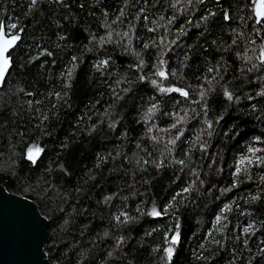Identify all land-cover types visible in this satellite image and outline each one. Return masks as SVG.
<instances>
[{
  "label": "trees",
  "instance_id": "1",
  "mask_svg": "<svg viewBox=\"0 0 264 264\" xmlns=\"http://www.w3.org/2000/svg\"><path fill=\"white\" fill-rule=\"evenodd\" d=\"M29 4L0 0V21L23 29L0 87V184L34 201L48 219L51 264H164V253L153 249L177 218L181 241L170 264H257V250L264 247V165H242L234 175L240 157L252 155L249 147L264 149V97L256 95L264 88L258 59L264 32L253 31L258 26L249 19L250 0ZM209 11L216 15L205 23L201 17ZM44 49L53 55H40ZM161 53L167 69L177 73L168 82L189 90L190 100L137 81L139 60L149 75ZM105 59L107 67H95ZM201 85L215 89L207 97V119L226 113L211 139L202 136L207 151L196 141L205 116L191 102L199 99ZM129 86L122 99L114 98L113 90ZM224 88L240 99L227 101ZM185 112L177 125L183 135L170 144L177 132L171 125ZM30 146L43 149L35 164L27 160ZM189 186L192 192L181 191ZM169 203L173 207L160 217L137 212ZM225 204L231 211L224 213L222 228L215 218ZM123 212L133 218L126 224L114 219ZM253 222L256 231L245 234Z\"/></svg>",
  "mask_w": 264,
  "mask_h": 264
},
{
  "label": "snow or ice",
  "instance_id": "2",
  "mask_svg": "<svg viewBox=\"0 0 264 264\" xmlns=\"http://www.w3.org/2000/svg\"><path fill=\"white\" fill-rule=\"evenodd\" d=\"M39 0H30L29 9H32L38 4ZM53 3H63V0H52ZM188 4H192V0H187ZM198 3H203V0H197ZM250 7H251V15L249 16V19H252L255 21L256 27L253 29L254 32L257 34H260L261 32H264V0H250ZM216 13L209 11L206 16H202L201 20L207 23L209 21L210 17H215ZM224 20H229L230 15L227 11H223L222 13ZM244 17H241V20H243ZM173 20H175V17H173ZM171 23V21L169 22ZM23 29L19 27L17 23H4L0 21V87H3L6 84V78L10 74V71L13 67V56L11 53L19 46V43L22 41V33ZM184 29L181 28L179 30V34H184ZM242 35V33H241ZM264 39V36L261 37ZM63 39V37H61ZM169 43L174 44L176 43L175 40L170 41ZM215 43V42H213ZM233 43H236L235 40H233ZM252 43H255V41H252ZM147 47V45H145ZM166 47V46H165ZM91 49H89L90 51ZM40 55H47L52 56L53 53L51 51H48L47 49H44L42 52H40ZM163 53H161V56L157 57V63L153 65V71L149 75H145L143 73V65L144 61L141 59L136 64L137 70L140 72V74L137 76V81L144 82L148 81L152 87L158 91L162 95H166L169 93H178L180 96L184 97L185 100L191 99L190 91L187 90L185 87L181 86H175L171 83H169L170 77H176L177 73L176 71H169L166 67V60L161 58ZM34 59V57H30L29 61ZM185 59H188V56H185ZM247 59L251 60L252 57H248ZM258 59L261 61V65L264 66V43H262L259 46V56ZM78 58L76 56L72 57V61L76 62ZM109 65V59L101 60L95 67L101 68V67H107ZM253 67H256L255 64H253ZM214 71V69L210 68L209 72ZM251 71V69H249ZM67 76L70 79L72 76V70L69 69L67 72ZM129 85L134 82H127ZM20 91H23L21 89ZM131 91V87L128 88H122L119 92L116 90H113V96L116 100H120L123 98L121 93H128ZM215 91L213 88H205L203 85L199 87L197 90V95L199 97L198 100H192L191 102L193 104H198L202 108L203 115L205 116L204 125L205 128L202 129L201 135H198L196 137L197 144L202 151H207L208 143L207 140H202V136H206L208 139H211L217 131L218 125H220L221 121H224L226 118V113L222 112L219 115L214 116L212 119H207L208 113H209V106L207 103V97L209 96L210 92ZM26 95L31 96L33 95L31 92L26 93ZM58 99L60 98V93L57 92L54 94ZM257 96L264 97V88L261 89L260 92L256 93ZM223 96L226 98L227 101H233L239 100L240 96L235 95L232 91H229L227 88L223 89ZM247 99L251 100L253 99L252 96H248ZM29 105H31L32 101H28ZM179 103V101H177ZM158 102L152 103L151 106L147 109L148 113L153 112L157 109ZM55 107V106H53ZM251 110L254 112L256 111V105H251ZM187 116V112H185L184 116L177 115L176 122L171 125L172 128L177 129L176 136L174 139L169 140L170 144L175 145L176 140L180 138L181 135H183V132L177 128L178 124H181L182 121ZM47 116H43V120H47ZM224 136H228V131H223ZM257 140H259V137H257ZM43 151L42 148H38L35 146H30L27 148V160L31 163L35 164L37 162V158L40 155V153ZM249 153H251V156H241L238 163L235 167V173L234 175L238 177L242 171V165H248L251 166L253 164L258 165H264V154L257 155V153H264V149H258L256 147H249L247 149ZM179 164L184 165L185 161L180 160L178 161ZM215 163V161H213ZM159 167V165H158ZM211 167V165H209ZM245 174H247V167L243 169ZM250 178V177H249ZM261 180H264V176L261 177ZM195 182H193L194 184ZM204 181L201 180L200 184H203ZM237 182L234 180L232 187H236ZM183 193H190L193 191V187H185L181 190ZM224 191H230V189H224ZM177 195H180L179 193ZM108 199L107 197L105 198ZM253 199H256V197H253ZM173 201H176V196L173 197ZM173 207L172 203H169L166 207L158 210L155 206L151 208L150 211L148 210H141L140 208H137V212L141 215L147 214L152 217H160L162 215H167L168 210ZM178 211V209H176ZM231 211V208L228 204H225L221 214L216 216V222L218 225H221L222 228H226V224H221V221H227V216L224 215L225 212ZM123 217V220L121 219ZM114 219L121 224H126L129 221H131L133 218L128 215L127 212H123L120 215H117L114 217ZM261 226H264V221H261ZM181 225L179 222V219L177 218L175 221V224L173 228L169 230H165L163 236H162V244L159 246V248L153 249L154 251H162L164 253V256L162 257V260L164 261V264H170V262L173 261L174 256L177 253V246L180 244L181 241ZM219 230V229H218ZM153 231H156L153 229ZM256 231L255 223H249L244 229L243 232L245 234L254 233ZM150 234V233H149ZM123 236H120L118 238V243L123 242ZM238 239V237H237ZM216 243H219V241H216ZM245 244H247V240L244 241ZM203 247V245H201ZM258 254L260 256V259L257 261V264H261L262 261H264V247L258 248ZM203 258V257H200Z\"/></svg>",
  "mask_w": 264,
  "mask_h": 264
},
{
  "label": "water",
  "instance_id": "3",
  "mask_svg": "<svg viewBox=\"0 0 264 264\" xmlns=\"http://www.w3.org/2000/svg\"><path fill=\"white\" fill-rule=\"evenodd\" d=\"M49 221L38 205L0 184V264H51Z\"/></svg>",
  "mask_w": 264,
  "mask_h": 264
}]
</instances>
